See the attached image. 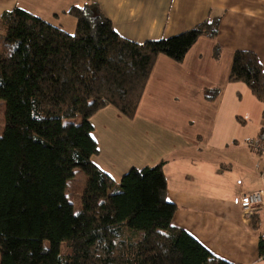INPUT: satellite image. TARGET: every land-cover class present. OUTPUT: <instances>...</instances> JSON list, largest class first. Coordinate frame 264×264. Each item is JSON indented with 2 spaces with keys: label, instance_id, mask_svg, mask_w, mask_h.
Returning a JSON list of instances; mask_svg holds the SVG:
<instances>
[{
  "label": "trees",
  "instance_id": "trees-1",
  "mask_svg": "<svg viewBox=\"0 0 264 264\" xmlns=\"http://www.w3.org/2000/svg\"><path fill=\"white\" fill-rule=\"evenodd\" d=\"M68 12L74 33L19 7L1 16L0 264H234L172 225L163 162L117 182L93 161L91 117L109 105L134 117L158 55L182 61L200 36L218 34L220 19L136 42L95 3ZM229 80L264 99L254 51H235ZM76 169L87 176L78 213L66 196Z\"/></svg>",
  "mask_w": 264,
  "mask_h": 264
},
{
  "label": "crops",
  "instance_id": "crops-1",
  "mask_svg": "<svg viewBox=\"0 0 264 264\" xmlns=\"http://www.w3.org/2000/svg\"><path fill=\"white\" fill-rule=\"evenodd\" d=\"M46 2L44 13L23 0H0V23L19 7L65 30L63 14L95 3L118 33L143 42L220 19L218 34L200 36L182 61L158 55L134 117L112 105L91 117L99 146L93 161L117 182L131 168L163 162L166 198L176 205L172 225L234 264H264V197L249 214L238 203L243 193L264 189V155L248 146L251 139L264 142V99L229 80L236 50L254 51L264 68V0ZM214 89L220 93L210 99Z\"/></svg>",
  "mask_w": 264,
  "mask_h": 264
},
{
  "label": "rangeland",
  "instance_id": "rangeland-1",
  "mask_svg": "<svg viewBox=\"0 0 264 264\" xmlns=\"http://www.w3.org/2000/svg\"><path fill=\"white\" fill-rule=\"evenodd\" d=\"M24 4L28 6H38L41 9V12L46 13L47 9L50 7V3L46 2V0H23ZM52 5V4H51ZM59 22L65 28V31H69V33H74L76 29V19L72 15L63 14ZM2 26V23H0ZM0 26V27H1ZM2 32H5V29L2 28ZM6 104L3 100H0V136L3 134L5 125H4V111ZM87 176L84 170L76 169L75 175L67 182L66 188V196L68 200L73 203L75 213H78L80 210V195L86 185ZM0 263H1V253H0Z\"/></svg>",
  "mask_w": 264,
  "mask_h": 264
},
{
  "label": "built area",
  "instance_id": "built-area-1",
  "mask_svg": "<svg viewBox=\"0 0 264 264\" xmlns=\"http://www.w3.org/2000/svg\"><path fill=\"white\" fill-rule=\"evenodd\" d=\"M248 146L255 152L264 155V142L261 139H251L248 142ZM262 175H264V163L262 168ZM264 189L255 190L252 192L243 193L239 199L238 203L240 207L246 213H253L260 205L263 203Z\"/></svg>",
  "mask_w": 264,
  "mask_h": 264
}]
</instances>
